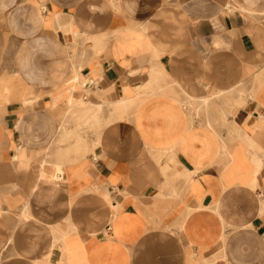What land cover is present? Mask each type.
Here are the masks:
<instances>
[{"label": "crops", "instance_id": "obj_1", "mask_svg": "<svg viewBox=\"0 0 264 264\" xmlns=\"http://www.w3.org/2000/svg\"><path fill=\"white\" fill-rule=\"evenodd\" d=\"M0 264H264V0H0Z\"/></svg>", "mask_w": 264, "mask_h": 264}, {"label": "bare ground", "instance_id": "obj_2", "mask_svg": "<svg viewBox=\"0 0 264 264\" xmlns=\"http://www.w3.org/2000/svg\"><path fill=\"white\" fill-rule=\"evenodd\" d=\"M218 97V96H217ZM205 104V103H204ZM204 106V105H203ZM206 106V105H205ZM215 109V108H214ZM213 110V109H212Z\"/></svg>", "mask_w": 264, "mask_h": 264}]
</instances>
